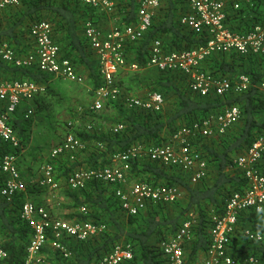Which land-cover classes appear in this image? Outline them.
I'll list each match as a JSON object with an SVG mask.
<instances>
[{"label": "trees", "instance_id": "trees-1", "mask_svg": "<svg viewBox=\"0 0 264 264\" xmlns=\"http://www.w3.org/2000/svg\"><path fill=\"white\" fill-rule=\"evenodd\" d=\"M138 6L139 0H121L116 12L122 15L118 24L120 27L137 21ZM158 10L145 36L127 43L125 53L128 61H136L143 66L155 39H161L167 50L188 49L205 42L204 34L195 32L180 22L181 15L188 10V0H163ZM263 10L264 0H254L253 6L245 5L238 12L232 13L230 25L245 31L253 22L262 19ZM98 15L100 14L95 8L82 3L81 0H21L18 5L9 6L0 12V47L7 42L18 54L28 53L34 48L32 25L40 20H48L53 27L54 39L61 45L63 56L70 58L82 74V66H85V70L88 69L91 89H95L101 82L97 57L79 30L83 29V23L87 20L96 23ZM149 69L157 71V74L150 78L152 80H148V86L149 90H158L163 94L165 103L161 111L126 109L118 102H110L107 105L114 104L119 109L122 118L120 122L124 123V128L118 132L105 133H99L96 129L74 131L87 143L82 153L88 150V156L82 155L79 158L78 155L75 161L64 156L53 160L56 177L61 183L60 189H64L68 201L65 206L72 210L68 214L71 216L64 217L103 222L106 228L100 234L86 239L67 236L61 240L70 252L67 256L58 249L47 247L50 243L46 242L43 247L46 260L42 264H98L119 242L129 243L133 251V257L120 264H165L160 243L174 235L190 214L194 215L193 237L186 248L189 259L195 261L210 245L212 217L224 213L232 193L244 191L248 187L246 177L235 166L233 158L259 135L264 134V102L258 89V84L264 80V54L222 53L205 60L203 70L232 81L241 73L249 75L251 84L247 90L227 92L223 96L194 93L189 87L187 76L180 71ZM128 71L131 70L124 72ZM120 74L118 72V83L124 88L125 82L128 83L130 78ZM0 76L42 82L46 85L45 93L53 92L49 81L57 78L43 73L37 66L8 63L1 56ZM130 83L137 84L132 79ZM138 87L141 88V85ZM125 90V93H133L137 89L131 90L127 87ZM24 102L8 117V123L16 131L21 145L14 146L0 137V159L6 153H16L19 157V167L21 156H24V151L31 142L34 120V115L25 116L28 105H23ZM33 104L36 108L37 101ZM226 105L239 106L241 118L223 134L202 140L200 150L207 159L208 172L198 183H191L187 172L153 162L146 156L132 162V180L147 181L154 185H177L184 195L176 201L150 202L138 213L128 214L115 195L112 183L93 179L78 189H71L62 184L66 176L77 168L110 164L113 153L124 151L135 144L149 147L162 143L181 126L220 113ZM4 110L5 104L0 101V112ZM99 142L103 143V148L98 145ZM89 145L93 147L90 149ZM258 167L264 174V154ZM26 182V190L17 192L10 198L0 193V234L8 252L1 264H23L25 261L32 228L21 217L23 203L29 197L36 198L34 201L39 203L40 196L41 200L44 198L41 204L49 211L51 207L61 204L56 197L51 203L47 202L44 192L47 187L40 186L39 182L36 187L30 185V181ZM1 186L0 178V188ZM82 206L87 208L86 212L81 211ZM245 227L264 234V210L257 212L251 208L241 211L229 245L232 255L240 259L249 254L255 255L259 259L258 264H264V239L259 242L249 240L242 232ZM52 239L53 236L49 233L47 241L52 243Z\"/></svg>", "mask_w": 264, "mask_h": 264}, {"label": "built area", "instance_id": "built-area-1", "mask_svg": "<svg viewBox=\"0 0 264 264\" xmlns=\"http://www.w3.org/2000/svg\"><path fill=\"white\" fill-rule=\"evenodd\" d=\"M163 0H139L137 21L129 25L111 29H103L92 20L84 24V37L89 48L97 57V67L101 78L100 84L92 91L91 112H98L110 102H118L124 108H142L150 111H161L165 99L161 92L148 91L144 96L125 93L118 83L120 69L131 71L143 67H154L164 71H180L187 76L189 87L200 95L223 96L227 92H242L249 88V75L241 73L232 81L224 76L215 75L202 69L207 58L217 54L237 53L264 54V10L263 17L253 22L247 30L234 28L230 25V16L245 5L253 6L254 0H188V10L180 17V22L195 32L206 37L204 43L188 49L167 50L161 39H155L149 49V55L141 66L138 62H128L125 47L145 36L150 29L154 15ZM21 0H0V12L5 8L18 5ZM82 3L98 11L113 13L121 0H81ZM34 48L28 53L18 54L8 43L0 48L1 58L17 66H37L43 73L78 84L85 83V76L77 69L70 58L64 57L61 45L53 37V27L48 20L35 22L31 27ZM264 102V80L258 84ZM90 90V87H89ZM46 85L31 79H8L0 76V101L5 110L0 112V137L20 146V139L14 128L8 123V117L24 101H31L35 95L44 93ZM35 114V108L28 106L25 116ZM239 106H225L217 114H212L202 121L183 125L162 143L146 147L135 144L124 151L111 155V163L94 168H77L65 178V184L71 189L83 187L88 181L97 179L112 183L115 195L120 199L123 209L128 214H136L150 202H173L182 196L177 185H154L147 181L132 180V162L146 156L148 160L162 165L183 170L189 174L191 183H198L208 172L207 159L200 150L203 139L218 136L226 132L241 118ZM71 126L72 123L69 122ZM124 128L119 122L113 128L118 132ZM98 145L103 148V143ZM83 142L73 131L65 133L61 141L55 144L49 160L40 168L39 185L49 187L52 191L59 190L60 181L56 177L53 160L62 156L75 161L78 154L85 149ZM264 154V134L259 135L246 149L233 158L235 166L242 171L248 181L244 191H236L228 198L224 213L212 217L210 228V245L202 258L191 260L186 245L193 237L194 215L190 214L170 238L160 243L165 264H258L255 255H247L240 259L229 251L231 236L236 231L238 214L247 209L257 212L264 210V174L258 163ZM18 155L6 153L0 159L1 195L10 198L15 193L26 190V180L22 176ZM53 194L49 201H53ZM81 211L86 212L85 206ZM21 217L32 228V235L27 246V255L23 264H36L41 256L42 248L51 233L54 236L52 246L69 255L67 246L61 242L63 235L86 239L100 234L106 228L105 223L94 220H65L51 216L44 204L27 199L21 209ZM249 240L262 241L261 231L245 227L242 230ZM8 256L0 234V264ZM133 257L130 244H116L104 255L98 264H120Z\"/></svg>", "mask_w": 264, "mask_h": 264}, {"label": "rangeland", "instance_id": "rangeland-1", "mask_svg": "<svg viewBox=\"0 0 264 264\" xmlns=\"http://www.w3.org/2000/svg\"><path fill=\"white\" fill-rule=\"evenodd\" d=\"M123 76L130 78V81L128 83L125 82L124 88L128 87L131 90L137 89L135 90L136 92L138 91L137 93H135V91L133 92L136 95L143 94L141 92H143V90H146L147 88V87L139 88L138 87V85L140 84L139 81H144L145 78L149 79V77L150 78L153 77L146 75L145 70L128 71V73H125ZM131 79L134 80V82H137V84L135 85L134 83L133 84L130 83ZM143 84L146 85L145 83ZM52 85L53 86H51V89L53 90L54 93L47 92L45 93L44 97L46 101H49L50 108L53 109L52 111L55 114L54 115L51 114L45 117L43 116L42 111H39L37 114V120L35 116L33 117V119L36 120L37 126L40 125L42 127H40V130L36 129L34 131L33 140L30 143V147L27 146L25 151L26 155L24 154V156H22L23 162L32 163L33 161L34 164L37 163L34 165V168L32 166L35 173L34 176L32 173L31 175L32 179L30 180L31 183L30 185H34L35 187L38 184L41 166L47 160H49L50 151L52 147L61 141V139L64 137L67 131L71 130L77 132L81 130H91V129H96L98 127H102L101 129L104 130H101V132L99 133L113 132V128L115 127V125L120 122L119 118H117V116L119 115L116 112L117 108L114 104L111 106L106 105L105 109L99 113L90 111L89 105L92 100V94L89 90H87L89 87L88 83L78 84L71 82L69 80L54 78ZM65 88H69V89H65ZM124 88L122 89L126 91L125 90L126 88L125 89ZM109 109H111V111H109ZM114 111L117 114V116L116 114L115 116L111 115L112 114L111 112ZM105 114L109 115V117H112V119L109 118L107 120V124L105 123L106 125L103 126L98 125L99 123H103L100 118L104 117L103 115ZM52 116L54 118H52ZM50 122L51 124H49ZM69 122L72 123L71 126L69 125ZM89 147L91 149L93 145H89ZM33 150L38 151V154L36 155V157H33L32 159L31 157L34 153ZM83 152L84 155L81 154L82 151L78 154V155L81 154L79 158L82 155L83 157L88 156V150ZM47 189L44 190L45 195L46 194L50 195L51 198L52 195L54 194L56 195L55 196L56 199L61 202L60 205L58 206L55 205L50 208L51 216L56 219H65L66 217L64 216L67 215L68 212L67 210L68 207L65 206V203H67L65 202L66 201L65 191L62 189L52 191L49 187H47ZM44 192L42 191V193ZM29 199L36 200V198L33 197H29ZM49 203H51V201ZM65 220H69V219H65ZM47 243H51V242L47 241Z\"/></svg>", "mask_w": 264, "mask_h": 264}, {"label": "crops", "instance_id": "crops-1", "mask_svg": "<svg viewBox=\"0 0 264 264\" xmlns=\"http://www.w3.org/2000/svg\"><path fill=\"white\" fill-rule=\"evenodd\" d=\"M118 7H119V5H118ZM118 7L115 9V11L113 12V13H115V14H111V13H106V12H103V11H98L97 10V12L100 14V15H98V20H97V22H96V24H98L100 27H102L103 29H111L112 27H114V26H119L118 24H120V21H121V17H122V15H121V13H116L117 12V9H118ZM159 10H157L156 11V13L158 12ZM155 13V14H156ZM97 17V16H96ZM88 21V20H87ZM94 22V21H93ZM84 24H85V22L83 23V29L80 31L79 30V32H80V35H84ZM120 27V26H119ZM187 27V26H186ZM189 28V27H188ZM190 29V28H189ZM2 46V45H1ZM1 48V47H0ZM128 61V60H127ZM128 62H131V61H128ZM85 66H82L81 68H83L84 69V73H83V75L85 76V80H86V82L85 83H88V85H89V87H90V90H89V87H88V89L87 90H89L90 92H91V82H90V79H89V77L87 76L88 75V73H89V71H88V69L87 70H85V68H84ZM149 68H154V67H143L141 70H145L146 71V75H148V76H155V74H157V71L155 70V69H149ZM82 69V70H83ZM121 70H123V71H121ZM125 70H127V69H120L119 70V73H121L120 74V76H123L124 74H125ZM124 72V73H123ZM52 81L50 82L49 81V84L51 85V86H53L52 85V83H53V81H54V79H51ZM148 80L149 81H151L152 79H150V77H149V79L148 78H145V80L144 81H140V85H141V88H143V87H147L146 88V90H143V92H141V93H143V94H141V96H144L148 91H150L149 90V86H148ZM72 82V81H71ZM75 83V82H74ZM143 83H145L146 85H144ZM133 84V83H132ZM131 84V85H132ZM60 88H62V87H60ZM65 89H69V88H65ZM53 91V90H52ZM156 91H158V90H156ZM138 92V91H137ZM137 92H135V93H137ZM232 92V91H231ZM47 93V92H46ZM52 93H54V92H52ZM44 95H45V92L44 93H40V94H37V95H35V97L33 98V100H31V101H25L24 103H23V105H25V106H34V108H35V105L33 104V102L36 100L37 101V106H36V108H35V114H34V116L36 117V120H37V114H38V112L39 111H42V114H43V116H48V115H51V114H55L52 110L53 109H51L50 108V105H49V101H46L45 100V97H44ZM92 98H93V95H92ZM35 99V100H34ZM91 102H92V100H91ZM90 102V103H91ZM33 104V105H32ZM109 106H111V105H109ZM226 106H230V105H226ZM106 107V106H105ZM105 107L103 108V109H101L100 111H98V113L99 112H102L104 109H105ZM117 108V107H116ZM107 110V109H106ZM113 110V109H112ZM109 111H111V109H109ZM117 114L119 115V116H117V114L115 113V111L114 112H111L112 114V116H115V114H116V116H117V118H119V120L121 121L122 120V118H121V114H120V112H119V109L117 108ZM104 117H101L100 119H101V121L103 122V123H99L98 125H100V126H103V125H106L107 124V120L109 119V118H111L112 119V117H109V115H107V114H105V115H103ZM52 118H54L53 116H52ZM52 118H51V120H52ZM36 120L34 119L33 120V124H32V136H31V142H32V140H33V133H34V131L37 129V130H40V127H42V126H37V124H36ZM50 120V121H51ZM106 123V124H105ZM49 124H51V122L49 123ZM102 127H98V128H96V130H97V132H101V130H104V129H101ZM104 128V127H103ZM42 130V129H41ZM74 132V131H73ZM75 133V132H74ZM76 134V133H75ZM30 142V143H31ZM28 147H30V144L28 145ZM25 151H26V149H25ZM25 151H24V154H25ZM34 151V153H33V155H32V159H33V157H36V155L38 154V151H36V150H33ZM81 154H83L84 155V152L83 153H81ZM80 154V155H81ZM26 155V154H25ZM22 157V156H21ZM29 159V158H28ZM35 164H37V163H35ZM34 162L32 161V163H29V162H21L20 161V171H21V174H22V176L25 178V180H27V181H30L31 179H32V173H33V176H34V173H35V171L33 170V168H34ZM32 166H33V168H32ZM62 184H64L65 185V182L64 181H62ZM87 184V183H86ZM85 184V185H86ZM84 185V186H85ZM66 186V185H65ZM83 186V187H84ZM62 189V188H61ZM64 190V189H63ZM184 195V194H183ZM46 196H47V202H48V199H50V195H47L46 194ZM39 198H40V196H39ZM43 199L44 198H42V200H41V198L38 200V201H41V202H39V203H43ZM65 202H68L67 201V199L65 198ZM50 202V201H49ZM48 202V203H49ZM70 208H68L67 210H68V212H67V215L68 214H70L72 211H71V209L69 210ZM68 216H71V215H68ZM65 219H69L70 221H72V220H75L74 219V217H69V218H65ZM72 219V220H71ZM53 236V235H52ZM67 237V235H63V236H61L60 237V240H63V239H65ZM53 239H54V236H53ZM52 239V240H53ZM62 242V241H61ZM65 244V243H64ZM117 244H121V245H123V244H129V243H117ZM116 245V244H115ZM47 247H52V248H54L53 246H52V243H50V244H47ZM204 254L205 253H201V254H199V256H198V258H202L203 256H204ZM46 260V257H45V252L43 251V248H42V252H41V256H40V259H39V261L36 263V264H42L44 261Z\"/></svg>", "mask_w": 264, "mask_h": 264}]
</instances>
